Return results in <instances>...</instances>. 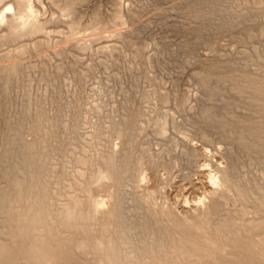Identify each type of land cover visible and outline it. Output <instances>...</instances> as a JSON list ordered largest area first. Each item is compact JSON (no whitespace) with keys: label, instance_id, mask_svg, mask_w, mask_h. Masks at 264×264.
I'll return each instance as SVG.
<instances>
[{"label":"rangeland","instance_id":"rangeland-1","mask_svg":"<svg viewBox=\"0 0 264 264\" xmlns=\"http://www.w3.org/2000/svg\"><path fill=\"white\" fill-rule=\"evenodd\" d=\"M27 3L32 25L0 39V65L19 57L13 69L0 68V187L24 172L31 141L41 148L33 166L44 176L56 169L60 188L78 155L106 156L118 143L126 156L120 201L137 243L156 205L193 216L213 198L210 176L219 170L250 186L249 201L221 199L219 216L245 210L264 218V115L251 87L256 68L264 71V6L0 0V16ZM146 170L150 179L141 181Z\"/></svg>","mask_w":264,"mask_h":264},{"label":"bare ground","instance_id":"bare-ground-1","mask_svg":"<svg viewBox=\"0 0 264 264\" xmlns=\"http://www.w3.org/2000/svg\"><path fill=\"white\" fill-rule=\"evenodd\" d=\"M255 2L264 6V0ZM28 4L9 19L0 16V26H6L0 39L29 27L33 8ZM17 59L11 57L0 68L13 69ZM251 79L252 100L264 115V71L257 67ZM35 143L26 145L24 172L11 175L7 186L0 187V264H264V218L245 210L219 216L221 199L230 195L236 201L250 199V186L241 181L233 184L225 170L211 174L213 198L199 202L193 216H175L155 209L156 205L151 217L141 222L146 240L138 244L127 229L120 201L126 156L118 143L106 156L83 151L61 188V174L56 169L44 176L45 169L33 166L39 162ZM149 171L142 173L141 181L148 180ZM97 188L103 193H95ZM258 208L264 212V200Z\"/></svg>","mask_w":264,"mask_h":264},{"label":"clouds","instance_id":"clouds-1","mask_svg":"<svg viewBox=\"0 0 264 264\" xmlns=\"http://www.w3.org/2000/svg\"><path fill=\"white\" fill-rule=\"evenodd\" d=\"M8 10L11 11V8H9Z\"/></svg>","mask_w":264,"mask_h":264}]
</instances>
